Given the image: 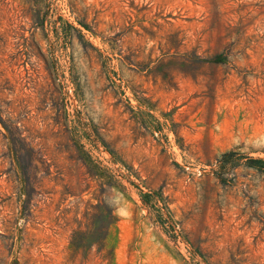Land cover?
I'll list each match as a JSON object with an SVG mask.
<instances>
[{
	"label": "rangeland",
	"instance_id": "1",
	"mask_svg": "<svg viewBox=\"0 0 264 264\" xmlns=\"http://www.w3.org/2000/svg\"><path fill=\"white\" fill-rule=\"evenodd\" d=\"M0 264H264V0H0Z\"/></svg>",
	"mask_w": 264,
	"mask_h": 264
},
{
	"label": "trees",
	"instance_id": "2",
	"mask_svg": "<svg viewBox=\"0 0 264 264\" xmlns=\"http://www.w3.org/2000/svg\"><path fill=\"white\" fill-rule=\"evenodd\" d=\"M229 153L230 152H226L220 156L219 161H220L221 165H224L226 163L228 156H229Z\"/></svg>",
	"mask_w": 264,
	"mask_h": 264
}]
</instances>
